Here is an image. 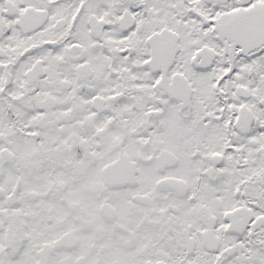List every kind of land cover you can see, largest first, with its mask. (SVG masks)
Wrapping results in <instances>:
<instances>
[{
  "label": "snow or ice",
  "instance_id": "1",
  "mask_svg": "<svg viewBox=\"0 0 264 264\" xmlns=\"http://www.w3.org/2000/svg\"><path fill=\"white\" fill-rule=\"evenodd\" d=\"M0 264H264V0H0Z\"/></svg>",
  "mask_w": 264,
  "mask_h": 264
}]
</instances>
